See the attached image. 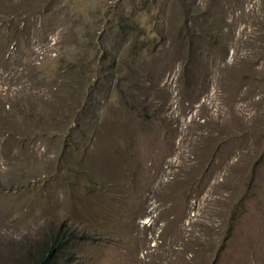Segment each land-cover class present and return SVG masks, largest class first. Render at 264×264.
I'll list each match as a JSON object with an SVG mask.
<instances>
[{
    "label": "rangeland",
    "instance_id": "rangeland-1",
    "mask_svg": "<svg viewBox=\"0 0 264 264\" xmlns=\"http://www.w3.org/2000/svg\"><path fill=\"white\" fill-rule=\"evenodd\" d=\"M3 3L0 264H264V0Z\"/></svg>",
    "mask_w": 264,
    "mask_h": 264
},
{
    "label": "trees",
    "instance_id": "trees-1",
    "mask_svg": "<svg viewBox=\"0 0 264 264\" xmlns=\"http://www.w3.org/2000/svg\"><path fill=\"white\" fill-rule=\"evenodd\" d=\"M4 4V5H3ZM1 5L3 6H6V3H3V0L0 4V10H2L3 6L1 7ZM43 11H46V9H42L41 12ZM3 13H5L3 11ZM7 15V14H5ZM9 16V15H7ZM25 18V16H24ZM18 21H14V18L12 17H2L0 18V66H2L3 64L5 65V63L9 62L11 60V58L13 57L14 55V50L16 48V43L14 41V39L16 38V35H18V31L21 29H23V26H18ZM126 25H129V26H132V27H136L134 23H126ZM4 28V30H3ZM25 63V62H24ZM30 64L29 61H27L25 63V65H28ZM32 67H35L34 64H32ZM3 68V67H2ZM40 69V68H38ZM31 75H35V73H31ZM35 79H37V81H42V76H38V75H35ZM1 97V95H0ZM30 102L29 100H27L26 102H22V103H19V104H10V107L6 108L5 107V104L2 103V101H0V112L2 110H5L6 114H9L10 115H13L14 111H9V109L11 108H14V107H21L20 109V112L23 114V115H27V112L26 109H27V105H29ZM19 111V110H18ZM38 117H36V124L38 127L41 126L42 122L44 121V116H43V113H40L38 112ZM0 130H3L5 129V127L7 126L6 124L2 123L0 121ZM75 124V122H74ZM55 125V124H54ZM61 243V237L58 236L57 234H55L51 240V246L49 247L50 249V252H52L54 249L56 248H59L58 246L60 245ZM46 249V248H45ZM42 261H48V256H45L43 257Z\"/></svg>",
    "mask_w": 264,
    "mask_h": 264
}]
</instances>
